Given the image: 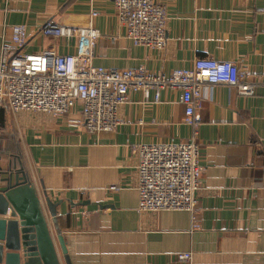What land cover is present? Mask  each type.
Returning a JSON list of instances; mask_svg holds the SVG:
<instances>
[{
    "label": "crops",
    "instance_id": "1",
    "mask_svg": "<svg viewBox=\"0 0 264 264\" xmlns=\"http://www.w3.org/2000/svg\"><path fill=\"white\" fill-rule=\"evenodd\" d=\"M162 1L169 16L163 49L134 44L113 0H0V45L14 24L23 23L26 50L75 53V40L44 36L40 26L49 18L72 26L92 22L102 33L95 64H145L167 74L210 56L235 61L258 78L253 95L225 83L204 86L197 133L204 165L199 226L193 227L188 210H137L133 145L188 140L194 132L184 120L181 91L170 87L160 101L132 91L119 109L122 123L99 133L68 123L69 115L79 117V105L59 117L0 105V188L4 171L22 166L48 214L46 190L57 203L72 264H264V0ZM188 251L191 261L178 258Z\"/></svg>",
    "mask_w": 264,
    "mask_h": 264
},
{
    "label": "built area",
    "instance_id": "2",
    "mask_svg": "<svg viewBox=\"0 0 264 264\" xmlns=\"http://www.w3.org/2000/svg\"><path fill=\"white\" fill-rule=\"evenodd\" d=\"M119 22L136 45L163 49L167 45L168 9L162 0H113ZM98 14L97 10L91 15ZM44 36L75 40L77 52L58 53L54 47L28 51L26 25L14 24L10 38L0 45V105L13 112L35 111L56 117L68 116L79 105V117L69 115L68 123L83 126L91 133L113 131L122 123L120 106L132 91H142L145 99L153 94L161 100L163 89H179L184 120L193 127L188 140L138 143V212L184 209L198 227L197 192L202 187L204 165L200 163L197 133L204 86L225 83L239 94L253 95L259 85L247 70L232 60L196 57L189 67L170 73L137 67H106L94 63V49L102 33L90 22L86 26L62 24L47 19L39 28ZM118 189V186H112ZM192 251L178 254L191 261Z\"/></svg>",
    "mask_w": 264,
    "mask_h": 264
},
{
    "label": "water",
    "instance_id": "3",
    "mask_svg": "<svg viewBox=\"0 0 264 264\" xmlns=\"http://www.w3.org/2000/svg\"><path fill=\"white\" fill-rule=\"evenodd\" d=\"M4 172L5 186L0 188V264H61L54 235L65 263L72 264L58 222L57 203L43 191L47 214L35 183L22 166H10Z\"/></svg>",
    "mask_w": 264,
    "mask_h": 264
}]
</instances>
